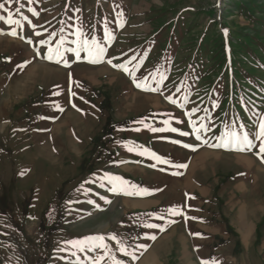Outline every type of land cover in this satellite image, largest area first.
Masks as SVG:
<instances>
[{"label":"rangeland","instance_id":"rangeland-1","mask_svg":"<svg viewBox=\"0 0 264 264\" xmlns=\"http://www.w3.org/2000/svg\"><path fill=\"white\" fill-rule=\"evenodd\" d=\"M0 3V264H264V0Z\"/></svg>","mask_w":264,"mask_h":264},{"label":"snow or ice","instance_id":"snow-or-ice-1","mask_svg":"<svg viewBox=\"0 0 264 264\" xmlns=\"http://www.w3.org/2000/svg\"><path fill=\"white\" fill-rule=\"evenodd\" d=\"M7 2L11 3L12 0H7ZM29 2H31V0H29ZM0 10L7 11L5 9V3H0ZM19 11H20V9L17 8L16 12H19ZM31 11H33V14L38 15V13H35L34 10H31ZM23 19L27 20L28 18L23 17ZM0 20L5 21L8 25H15V26L20 27V28L23 27L20 19L14 18V14L12 12H8L7 17L0 15ZM0 34H4V33H0ZM7 34L16 36L18 34L16 27H13L11 29V31L8 32ZM37 35H39V33H37ZM79 36H83L82 31L78 32V39L75 41H72V43L76 44L77 47L67 48V49H65V51L74 53L77 61L82 59L81 52H84V53H86V56L83 57V59H86L89 63L102 62L104 54L106 52L105 47L100 42L96 41L95 39H93L91 41H89L88 39L80 40ZM106 38H111V33L106 32ZM41 43L43 44L46 42L41 41ZM63 43H64V40L62 39L60 42V45H62ZM54 56L60 57V59H57L55 62H57V63L61 62V59L63 57H62V54L60 52V46L59 45L55 49L49 48V54L46 56V59L51 61L54 59ZM107 62L109 64L112 63L111 60H108ZM64 64H65V66H69L67 61H64ZM113 66L116 68H119L125 72L129 71L125 65H113ZM163 79H164V77L162 76L161 80H163ZM134 83L136 84L137 88H142L143 90H146V91H154V92L158 91V88H152L151 86L145 87L142 82H136L134 80ZM73 95H75V94L73 93ZM169 99L171 100L170 97H169ZM172 102H175V101H172ZM73 106H75V105H73ZM60 110L62 111L63 109H60ZM193 111H195V109ZM164 123L168 124L169 122L165 121ZM146 127H147V125H146ZM192 127H193L194 132H196L197 134L200 132V129L196 128L195 123L192 124ZM201 127H203V125H201ZM137 130H139V129H137ZM150 130L153 132L165 131L164 128H150ZM170 130L173 132L178 131L175 128H171ZM188 134L189 133H186V132L182 133V135H188ZM197 139H200L199 135H197ZM256 139L260 141L259 149H258V152L256 154L261 158L262 162H264V118L261 119V122L259 125V131L256 134ZM221 141L222 142L219 144L210 145V146L211 147H223V148H226L228 150H236V151H250L254 147L253 141L248 138V135L246 133L241 136V135H238L236 131H231V132L226 131L225 135L221 138ZM185 147H190V146L185 145ZM128 150L133 151V150H135V148L129 147ZM147 151L148 150H144L140 154H145V152H147ZM148 154H150L158 162L168 163L167 160H162V158L157 156L155 153H148ZM153 166H155V165H153ZM177 167H187V165H177ZM109 179L110 180H117V181H121V183H125L124 181H122V178H120V177H111ZM145 191H147V190H145ZM169 211L173 215L182 214V213L178 212L176 209H170ZM191 219H196V218L192 217ZM149 226L150 227H159L158 225H149ZM194 235H200V234L196 233ZM112 238L115 239V237H112ZM151 239H155V237L153 236V237H151ZM96 241H99V243L96 244ZM103 241H104L103 237H97L94 240H90L89 243L94 244L96 247L103 248L105 254L107 255L109 252L108 245L106 243H104ZM73 243H84V242H73ZM121 251H126L123 246H121ZM133 258L135 259L136 257H133ZM102 260H104V256H98L95 260V264H101ZM115 264H121V262L115 261ZM202 264H218V261H216L214 259L211 261H202Z\"/></svg>","mask_w":264,"mask_h":264},{"label":"bare ground","instance_id":"bare-ground-1","mask_svg":"<svg viewBox=\"0 0 264 264\" xmlns=\"http://www.w3.org/2000/svg\"><path fill=\"white\" fill-rule=\"evenodd\" d=\"M35 211V210H34Z\"/></svg>","mask_w":264,"mask_h":264}]
</instances>
